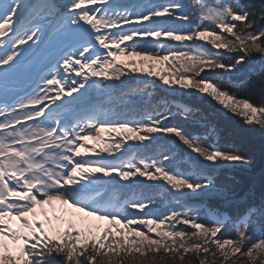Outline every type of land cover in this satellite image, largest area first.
<instances>
[{"label": "snow or ice", "instance_id": "6c2138e0", "mask_svg": "<svg viewBox=\"0 0 264 264\" xmlns=\"http://www.w3.org/2000/svg\"><path fill=\"white\" fill-rule=\"evenodd\" d=\"M152 78L264 130V0H0V264H264L252 157Z\"/></svg>", "mask_w": 264, "mask_h": 264}, {"label": "trees", "instance_id": "16d2710c", "mask_svg": "<svg viewBox=\"0 0 264 264\" xmlns=\"http://www.w3.org/2000/svg\"><path fill=\"white\" fill-rule=\"evenodd\" d=\"M158 1L162 2V0ZM253 2L258 3L259 0H253ZM176 26L180 27L182 25L177 22ZM245 67H247V65ZM169 70L178 73L179 67L177 66L176 69ZM240 79L241 78L237 77L236 82H239ZM259 79V76L254 75L247 83H238L237 87H232L231 83L227 82L226 86H228L231 91H236L241 96H250L255 102L259 95L257 86ZM154 96L157 99L167 98L165 91L158 84L154 86ZM176 99H180L184 103L195 106L202 113L206 114L208 120L217 127L219 132L218 139L221 145L226 146L235 144L252 157L253 166L251 169L237 167L229 170H221L220 173L217 174V183L227 184L241 196L249 195L259 197L262 186H264V130L246 128L238 118L228 113L222 114L218 111V108L214 107L205 99L200 98V96L179 97ZM165 143H167L168 147H174L171 141H165L163 139L157 143L156 147L158 148ZM176 150L179 152V149ZM160 191H163V189L161 188ZM168 202L169 201L166 200L165 204ZM161 208H163V206H161Z\"/></svg>", "mask_w": 264, "mask_h": 264}, {"label": "rangeland", "instance_id": "374dc122", "mask_svg": "<svg viewBox=\"0 0 264 264\" xmlns=\"http://www.w3.org/2000/svg\"><path fill=\"white\" fill-rule=\"evenodd\" d=\"M120 60H125L126 61V58L125 57H120L119 58ZM138 60V59H137ZM168 63L169 62H165V64H163V65H161V64H159V63H157L156 64V67H155V69H153L154 71H157V72H159V73H161V74H164L165 76H166V78H167V75H168V73H169V69H168ZM137 67H140V65L139 64H137ZM143 67L145 68V69H147V67H148V64L147 63H145L144 65H143ZM173 78H175V75L173 76ZM152 79H156L157 80V83L156 84H158L159 86H160V83H159V81H158V78H152ZM164 91H165V94H166V96L167 97H169V98H172V97H193V96H195L196 97V95H190V96H182V95H180L179 93H176V94H170L169 92H168V90L167 89H165V88H163V87H161ZM200 98H202L201 96H200ZM203 99H205V98H203ZM206 101H208L207 99H205ZM210 104H212L214 107H216L212 102H210V101H208ZM217 108V107H216ZM218 111L219 112H221L219 109H218ZM222 114H225L224 112H221ZM104 135L106 136L107 134L106 133H104ZM232 169H234V168H232ZM226 170H229V169H226ZM221 171V170H220ZM219 171V172H220Z\"/></svg>", "mask_w": 264, "mask_h": 264}, {"label": "bare ground", "instance_id": "6f19581e", "mask_svg": "<svg viewBox=\"0 0 264 264\" xmlns=\"http://www.w3.org/2000/svg\"><path fill=\"white\" fill-rule=\"evenodd\" d=\"M133 59H139V58H133ZM102 135H104V133H103ZM89 143H92V141H89ZM218 173H220V172H218ZM218 173H217V174H218Z\"/></svg>", "mask_w": 264, "mask_h": 264}]
</instances>
